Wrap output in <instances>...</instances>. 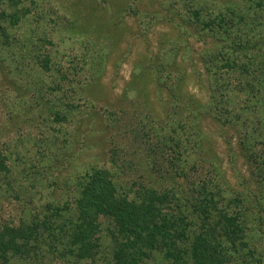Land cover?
Wrapping results in <instances>:
<instances>
[{"label": "trees", "instance_id": "16d2710c", "mask_svg": "<svg viewBox=\"0 0 264 264\" xmlns=\"http://www.w3.org/2000/svg\"><path fill=\"white\" fill-rule=\"evenodd\" d=\"M3 1L0 107L41 133L20 127L0 139V264H264V0L172 2L173 57L135 65L138 79L153 69L170 118L146 106L136 83L128 106L90 94L106 56L91 40L98 26L80 37L81 52L60 55L56 27L76 33L82 22L71 8H58L51 28L37 0L35 11ZM135 1L120 0L119 14L138 16ZM25 22L34 26L24 34ZM192 37L204 43L197 55ZM199 64L206 101L189 87ZM204 117L233 131L222 134L228 160L244 157L249 177L230 182ZM89 119L102 121L106 152L85 167L78 139Z\"/></svg>", "mask_w": 264, "mask_h": 264}, {"label": "rangeland", "instance_id": "374dc122", "mask_svg": "<svg viewBox=\"0 0 264 264\" xmlns=\"http://www.w3.org/2000/svg\"><path fill=\"white\" fill-rule=\"evenodd\" d=\"M37 1L41 3L40 6L45 11L46 17L43 22L51 28L54 26L56 27V20L54 19L55 11L58 8H61L62 10H69L71 8L73 10V17L78 16V18L82 21L79 26L80 30L76 33H72L68 30L65 27L64 22H62L63 26L59 29L56 27L54 39L57 47L61 50L60 55L66 51L81 52L80 37L84 36L86 38L88 35L90 36L89 32H92V26L94 24L98 26L96 27L98 31H95L96 33L92 35L91 40L93 39L95 43L96 41H99L98 39L101 40V43L98 44L103 46L106 56L97 66L100 73L99 81L96 82V86H91L89 92L98 100L99 105L106 103L113 105L122 104V106L130 105V103L125 101V99L128 98L124 95L127 88L131 85L134 86L136 83L137 85L142 86V89L146 90V106L152 109L155 114L170 118V104L168 103L169 99H167V93H162V97L157 94L153 69H143L144 71L140 72V78L138 79V68L135 65L138 62L143 65H149L150 60H159L162 56L167 59H171L173 57H170L169 55L170 53L172 54L173 51L169 45V41H172L174 38H178L180 35V32L173 27L170 18L169 9L174 0H131L132 2L135 1L141 8L138 16L124 13L119 14L117 8L121 5L119 4L120 0ZM3 2V0H0V7ZM14 2L16 4L18 3V5L26 3V5H30V7H32L33 11L36 10L31 0H14ZM158 13L161 17H164V19L162 18L161 20H156ZM144 16H146V18H144ZM51 17H53V20H51ZM168 18L170 20H168ZM103 22L106 24L105 26L103 25ZM118 22L121 24L118 26L119 29L114 26ZM33 23L34 22H25L24 24L21 23L18 27V31H21L24 34L28 33L34 26ZM89 26L91 28L88 29L87 27ZM13 32H17V30L14 29ZM208 41H211V39ZM190 42H193V46L196 51L195 54L197 55V51L203 48L204 43L202 41H197L195 37H192ZM182 52L183 50L181 53ZM181 53L178 54L179 60L182 59V57H180ZM168 55L169 57H167ZM179 60L177 62L181 63V65L185 63L184 59L181 61ZM87 66L88 68L90 67V65ZM190 68L191 67H188V69ZM197 70L201 73V80L189 79V87L192 92L202 96L206 101V98H208L210 93L208 74L201 64H199ZM191 74L194 76L193 78H195V76L198 77L196 72L191 71ZM10 87H13V85ZM1 88L0 76V91ZM20 117H22V119ZM23 121V115H18L17 117L7 115V113L5 114L0 107L1 141H11L12 139L17 138L19 134L18 132L16 133V131H18L20 127H22L21 129L26 128V131L29 130L33 133H41V125L37 128H31V126L29 127L28 125H25L24 127ZM201 124L205 126V130H208V132H213V140L217 144L218 153L222 156V158H224L223 165L225 166V170H227L230 182H236L240 175L249 177V170L246 162L244 161V157L239 156L235 161L236 163L233 164L235 165L234 167L228 160V148L224 143V136L222 134L224 133L227 137L233 134V131L228 128V126L217 123L209 117H204ZM102 125L101 120L89 119L84 122L78 139V142L84 143V145H79V148L84 149V151L79 155L78 159L76 158L77 164H84L86 167L89 162L94 161V159H97L100 154L106 152V143H103L106 138V131ZM29 128H31V130ZM233 143H235V141H233ZM28 147L32 148L30 145ZM7 162L9 163L10 161L7 160ZM56 191L57 195L62 192V190L58 189ZM2 204L3 203L0 202L1 206ZM14 211V207L7 208L3 212L5 219L9 218Z\"/></svg>", "mask_w": 264, "mask_h": 264}]
</instances>
